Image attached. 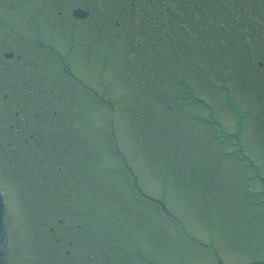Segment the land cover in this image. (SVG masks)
Segmentation results:
<instances>
[{"label": "rangeland", "instance_id": "1", "mask_svg": "<svg viewBox=\"0 0 264 264\" xmlns=\"http://www.w3.org/2000/svg\"><path fill=\"white\" fill-rule=\"evenodd\" d=\"M135 6L71 76L0 64L5 264H264V0Z\"/></svg>", "mask_w": 264, "mask_h": 264}, {"label": "flooded vegetation", "instance_id": "2", "mask_svg": "<svg viewBox=\"0 0 264 264\" xmlns=\"http://www.w3.org/2000/svg\"><path fill=\"white\" fill-rule=\"evenodd\" d=\"M136 1L142 5L151 0H0V64H4L1 69L6 68L9 60L23 59L26 64L21 68L22 80H2L4 84L10 83L4 88L2 98H14L19 83L40 84L41 65L56 68L53 56L62 59V53L77 51L69 40L80 44L82 49L88 39L93 41V37L102 34L109 22L117 26L114 31H120L122 21L135 17ZM54 37L59 43L67 40L65 44L71 50H62ZM26 53L42 55V61L36 63ZM9 91L13 93L7 95Z\"/></svg>", "mask_w": 264, "mask_h": 264}, {"label": "water", "instance_id": "3", "mask_svg": "<svg viewBox=\"0 0 264 264\" xmlns=\"http://www.w3.org/2000/svg\"><path fill=\"white\" fill-rule=\"evenodd\" d=\"M2 213V204H1V200H0V215Z\"/></svg>", "mask_w": 264, "mask_h": 264}]
</instances>
